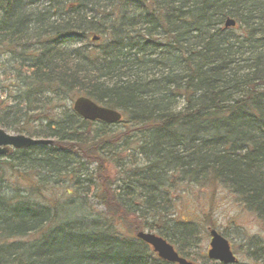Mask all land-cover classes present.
Here are the masks:
<instances>
[{
  "label": "trees",
  "instance_id": "16d2710c",
  "mask_svg": "<svg viewBox=\"0 0 264 264\" xmlns=\"http://www.w3.org/2000/svg\"><path fill=\"white\" fill-rule=\"evenodd\" d=\"M0 55L19 79L0 129L53 141L0 158V264H168L136 234L196 235L166 223L183 185L264 224V0H0Z\"/></svg>",
  "mask_w": 264,
  "mask_h": 264
},
{
  "label": "rangeland",
  "instance_id": "374dc122",
  "mask_svg": "<svg viewBox=\"0 0 264 264\" xmlns=\"http://www.w3.org/2000/svg\"><path fill=\"white\" fill-rule=\"evenodd\" d=\"M71 48L78 47L77 44L70 46ZM10 56L0 55V86L6 87L2 91L0 89V101L6 105H11L15 96L18 95L17 73H11L9 63ZM22 77V75H21ZM9 86V88H7ZM72 106L68 103L67 106ZM35 114L29 116L31 121ZM10 120H15L10 117ZM39 122L30 125L31 128L39 127ZM9 135H16L9 130H5ZM24 135L25 134H20ZM27 137V136H26ZM143 164V161L138 163V166ZM92 168V166H91ZM94 192L92 189L84 193L88 198L89 207H92L96 212L103 213L104 209L98 207L93 200ZM173 208L170 211V222H166L168 227H172L175 220L177 222H192L196 229V235L192 234L191 240H179L174 242L166 239L174 249H182L189 254V261L194 264H211L206 257L209 249L210 229L216 230L231 246L232 252L236 255L238 264H264V224H262L254 214L242 210L236 203L235 198L231 193L224 189H219L215 193L208 189H203L195 185L182 186L180 190L172 193ZM169 223V224H168ZM158 236L156 231L150 232ZM150 253L154 254L151 248H148Z\"/></svg>",
  "mask_w": 264,
  "mask_h": 264
},
{
  "label": "water",
  "instance_id": "95a60500",
  "mask_svg": "<svg viewBox=\"0 0 264 264\" xmlns=\"http://www.w3.org/2000/svg\"><path fill=\"white\" fill-rule=\"evenodd\" d=\"M235 22L226 19L224 28H233ZM93 38V41H96ZM73 112L82 120L89 122H100L106 125H114L121 121L118 111L108 109L94 103L88 98L78 97L72 103ZM52 140L29 138L24 135H9L0 129V158L9 156L13 151L27 150L33 147L52 146ZM209 250L207 258L219 264H235L236 258L231 251L229 243L216 231H209ZM136 239L151 247L159 259L171 264H192L178 256L173 247L162 238L148 232H139Z\"/></svg>",
  "mask_w": 264,
  "mask_h": 264
},
{
  "label": "flooded vegetation",
  "instance_id": "af4514ba",
  "mask_svg": "<svg viewBox=\"0 0 264 264\" xmlns=\"http://www.w3.org/2000/svg\"><path fill=\"white\" fill-rule=\"evenodd\" d=\"M235 264H238L237 262Z\"/></svg>",
  "mask_w": 264,
  "mask_h": 264
}]
</instances>
